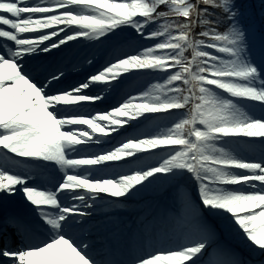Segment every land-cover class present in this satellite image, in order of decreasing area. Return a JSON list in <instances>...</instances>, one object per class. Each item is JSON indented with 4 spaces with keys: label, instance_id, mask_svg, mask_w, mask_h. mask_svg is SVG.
<instances>
[{
    "label": "snow or ice",
    "instance_id": "obj_1",
    "mask_svg": "<svg viewBox=\"0 0 264 264\" xmlns=\"http://www.w3.org/2000/svg\"><path fill=\"white\" fill-rule=\"evenodd\" d=\"M242 15L0 0V204L26 214L0 218V264H246L213 218L264 257V46Z\"/></svg>",
    "mask_w": 264,
    "mask_h": 264
},
{
    "label": "rangeland",
    "instance_id": "obj_2",
    "mask_svg": "<svg viewBox=\"0 0 264 264\" xmlns=\"http://www.w3.org/2000/svg\"><path fill=\"white\" fill-rule=\"evenodd\" d=\"M236 4L241 11V9H242L241 6L238 3H236ZM247 14L250 16L251 19H249L246 22V26L249 27V24L251 23L250 20L252 21V25H251V29H250V32L252 33V53L255 57L259 58L261 48H262V46H264V36H262V34H263L262 32L260 33V31H261L260 24L262 21L261 19H263L262 23L264 24V6L262 5V7H260V4L256 0H254L251 3V9ZM74 66L75 67L72 66L69 69L70 77L73 78V80L81 78L82 73L88 69V66L86 64L83 66H81L80 64H76ZM132 85L134 87H139L142 85L146 87V85H144V83H143V78H138V79L134 80L132 82ZM116 95H119V93L112 94V96H110L108 103L112 99H114ZM245 110H247V109H245ZM259 112H260V110L258 108L255 109V114L259 115ZM159 192H160V189H153V190H149V191L143 193L142 196H143V199H145V200H151V199L158 198ZM15 200L17 203L9 205V207L7 209L4 208L2 204H0V218H2L6 212H15V213H19L21 215H26L23 211V208H22L23 197L18 194L16 196ZM213 222L218 226V232L220 234V239L222 238V235L226 238L231 239V240L234 239L233 240L234 243L236 241L240 246H242L246 250L253 252L251 250V248L249 247V242H247L239 233H237L235 230H233L231 228H225L224 224L217 218H213ZM220 242L227 247V245L223 241L220 240ZM235 245H236V243H235ZM243 248L237 247V245H236V249L238 250L239 254L244 252ZM253 253L254 254H252L251 257L246 256V257H248L247 264H249V262H251V264H258V262L261 260L262 257L259 255L258 252H253ZM239 258L242 259L240 256H239Z\"/></svg>",
    "mask_w": 264,
    "mask_h": 264
},
{
    "label": "trees",
    "instance_id": "obj_3",
    "mask_svg": "<svg viewBox=\"0 0 264 264\" xmlns=\"http://www.w3.org/2000/svg\"><path fill=\"white\" fill-rule=\"evenodd\" d=\"M241 1H243V2H244V0H241Z\"/></svg>",
    "mask_w": 264,
    "mask_h": 264
},
{
    "label": "bare ground",
    "instance_id": "obj_4",
    "mask_svg": "<svg viewBox=\"0 0 264 264\" xmlns=\"http://www.w3.org/2000/svg\"><path fill=\"white\" fill-rule=\"evenodd\" d=\"M73 80V79H72Z\"/></svg>",
    "mask_w": 264,
    "mask_h": 264
}]
</instances>
